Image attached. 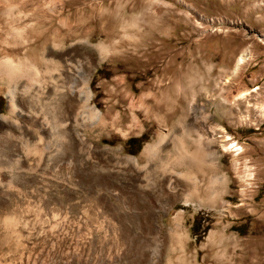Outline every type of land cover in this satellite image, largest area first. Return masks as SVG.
<instances>
[{
  "label": "rangeland",
  "instance_id": "rangeland-1",
  "mask_svg": "<svg viewBox=\"0 0 264 264\" xmlns=\"http://www.w3.org/2000/svg\"><path fill=\"white\" fill-rule=\"evenodd\" d=\"M25 57L12 113L0 73V264H264V0H0V67Z\"/></svg>",
  "mask_w": 264,
  "mask_h": 264
},
{
  "label": "bare ground",
  "instance_id": "bare-ground-1",
  "mask_svg": "<svg viewBox=\"0 0 264 264\" xmlns=\"http://www.w3.org/2000/svg\"><path fill=\"white\" fill-rule=\"evenodd\" d=\"M15 31H17V30H15ZM16 34H19V33H15V36H17ZM19 35L17 37H19ZM243 59H244L243 56H241L238 59V62H236L237 63L236 67H238V65L240 63L242 64ZM37 67H38V63L36 60L34 61L32 57L17 58V59H12V58L8 59L7 58L6 60H4L3 65L0 67V73L3 76V78L6 80V83L8 85H10V87H11V90L8 92L9 100H8V104H7L8 105L7 108H8L9 113H12L13 110L16 109V105H14L15 104V93L19 88H21L25 92H28L29 90H31L35 86H37L38 82L40 81L39 80L40 74L38 73L39 71L37 70ZM76 97H77L78 102H80L82 104L81 105L82 108L84 106L86 109L90 110L92 120L93 121L96 120L100 114L97 110H91V108L89 106H87L89 104V101H90V93L88 92L87 87L84 88L83 92L77 93ZM182 113H183V111H182ZM226 139H228L227 136H226ZM181 141L185 142L186 140H185V138L181 137ZM159 143H161V142L158 141L156 143V146ZM156 146H155V148H156ZM233 146L236 147L233 150V152H235L236 155H238V153L242 150V148L237 147L235 145H233ZM152 147H154V146L147 145L143 150V156L150 155ZM234 147L229 145V147H226L225 150L226 149H233ZM196 149H198V147H196ZM196 149H195L194 153L191 155V157H189V158L185 157L184 158V156H185L184 155L182 158L189 160V163L187 162L188 160H186V162L189 164V167H188L189 173L191 172L194 175H201L202 174L206 177V179L209 178V181H210L209 174H210V172L212 173L213 164H212L211 160H209V158L206 154L197 152ZM201 152H203V151H201ZM250 176H251V174H247V178H249ZM192 179H193L192 183L187 182L186 185L189 186L193 192V189H195V187H197V186H196V183L194 182L195 179L194 178H192Z\"/></svg>",
  "mask_w": 264,
  "mask_h": 264
},
{
  "label": "trees",
  "instance_id": "trees-1",
  "mask_svg": "<svg viewBox=\"0 0 264 264\" xmlns=\"http://www.w3.org/2000/svg\"><path fill=\"white\" fill-rule=\"evenodd\" d=\"M125 144L128 145V146L131 145L132 147H134L135 149L133 151H137L139 149V147H140V141H139V139L136 138V137H132V136H130L127 139V141H126Z\"/></svg>",
  "mask_w": 264,
  "mask_h": 264
}]
</instances>
